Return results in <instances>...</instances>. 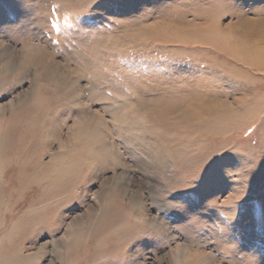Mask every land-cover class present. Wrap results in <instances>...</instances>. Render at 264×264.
<instances>
[{"label":"rangeland","instance_id":"obj_1","mask_svg":"<svg viewBox=\"0 0 264 264\" xmlns=\"http://www.w3.org/2000/svg\"><path fill=\"white\" fill-rule=\"evenodd\" d=\"M4 79L0 264H264V0H0Z\"/></svg>","mask_w":264,"mask_h":264},{"label":"snow or ice","instance_id":"obj_2","mask_svg":"<svg viewBox=\"0 0 264 264\" xmlns=\"http://www.w3.org/2000/svg\"><path fill=\"white\" fill-rule=\"evenodd\" d=\"M51 11L53 14L56 11V7H52ZM46 25L49 27V30L57 31L59 32V29L57 28V23L55 20H49L45 22ZM20 81H16L15 83L4 79L2 82H0V98L7 99V95L9 92L16 90V85L20 84ZM23 87H27L26 84L22 85ZM96 107L100 108L103 107V105H96ZM76 115H81L80 112L75 113ZM143 122V121H142ZM261 135L264 136V129L261 130ZM128 163H131V161L126 156ZM214 158V157H213ZM212 158V159H213ZM212 159L208 161L207 165L211 163ZM206 165V166H207ZM106 174H110L106 172ZM180 207V205H178ZM192 219H196V217H193ZM191 222V221H190ZM166 232L163 228H157L151 232H145L143 235H162ZM188 243L181 244L176 243L173 247H171V250L167 252V254L160 256L158 259L163 262V264H187L189 261H196L197 264H208V260L202 256L198 255L194 250H192L191 247H189ZM45 264H47V261H45ZM157 264V261H156Z\"/></svg>","mask_w":264,"mask_h":264},{"label":"bare ground","instance_id":"obj_3","mask_svg":"<svg viewBox=\"0 0 264 264\" xmlns=\"http://www.w3.org/2000/svg\"><path fill=\"white\" fill-rule=\"evenodd\" d=\"M8 258H10V257H8ZM16 258V257H15ZM12 259V258H11ZM11 259H10V261H11ZM3 261H5V259H2ZM8 259H7V257H6V261H7ZM2 262V261H1ZM8 262V261H7ZM10 263V262H9ZM7 264V263H6ZM11 264V263H10Z\"/></svg>","mask_w":264,"mask_h":264}]
</instances>
